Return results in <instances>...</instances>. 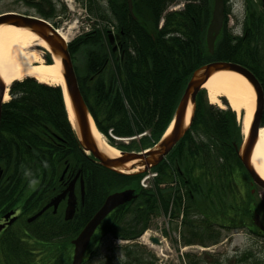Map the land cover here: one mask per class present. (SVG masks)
<instances>
[{"label": "trees", "instance_id": "trees-1", "mask_svg": "<svg viewBox=\"0 0 264 264\" xmlns=\"http://www.w3.org/2000/svg\"><path fill=\"white\" fill-rule=\"evenodd\" d=\"M103 1L104 5L101 2L98 7L95 1L90 3V12L99 23L69 44L73 60L80 50L85 52L84 73H78L74 64L75 70L89 111L103 134L110 128L119 136L147 131L150 135L142 138L147 141L144 148L154 145L171 124L191 75L209 62L232 61L247 67L264 91V53L257 54L255 44L232 34L226 23L214 54L208 51L206 33L213 0H133L136 19L129 12L127 0ZM180 2H185L184 8L169 10ZM258 8L248 0L249 16L257 15ZM42 17L56 16L42 13ZM113 32L122 44L117 52L111 44ZM46 59L52 62L50 55ZM9 92L12 98L3 104L0 119V215L17 207L26 209L28 215L36 211L42 202L36 198L38 191L44 188L47 192L55 186L65 170L81 171L86 201L83 215L71 222L44 215L9 227L0 235V264H51L49 251L66 249L105 198L126 188H135L137 198L110 213L91 245L103 243L106 237L137 239L148 228L160 202L172 218L177 220L183 214L181 225L189 235L184 237L186 244L209 235L212 225L206 218L197 221L195 217L202 214L198 202L216 203L225 190L233 191L234 173L242 167L236 150L242 140L241 127L230 106L216 108L201 90L189 129L154 168L160 174L156 188L146 190L139 184L142 173L108 169L86 154L69 120L61 87L26 77L14 80ZM131 147H138L137 143ZM180 162L184 164L182 172ZM174 178L181 179L180 186L159 187ZM31 185L35 188L28 191ZM208 240L218 242L220 238L214 232ZM34 246L42 250V261L35 262L34 255L26 252ZM133 258L142 261L139 256Z\"/></svg>", "mask_w": 264, "mask_h": 264}, {"label": "rangeland", "instance_id": "rangeland-1", "mask_svg": "<svg viewBox=\"0 0 264 264\" xmlns=\"http://www.w3.org/2000/svg\"><path fill=\"white\" fill-rule=\"evenodd\" d=\"M252 1L257 6L260 5L259 0L258 2L257 0ZM86 2L87 0H68L71 7L65 5V2L63 3L66 7V14L49 19L57 29L68 35L69 44L79 36L84 35V33L91 32L95 23H99L96 16L87 10ZM247 2L248 0H228L225 4L226 26L232 34L238 37H242L244 34L241 30V23H243L244 14L247 10ZM104 3L102 1L103 5ZM184 4L185 2H180L174 5V9L181 10L184 8ZM20 8L22 9L23 5L19 3V0H0V14ZM45 54L46 52L43 51V56ZM76 55L75 60H73L74 64L78 68V73L83 74L86 59L85 52L82 49ZM48 56L49 54L45 57ZM45 57L43 58L45 59ZM9 91L10 86L8 101L12 98ZM203 91L206 92L208 100H210L207 89L204 88ZM214 106L218 109L231 107L226 97H221L220 105L214 104ZM231 109L234 110L232 107ZM235 112L237 122L241 127L242 139L240 144L236 145L237 150L241 149L246 137L244 129L246 109ZM254 114L255 111L253 118ZM147 136L149 135L147 134ZM134 142H137L138 147H136V150L138 151L147 146L146 140L140 139ZM132 144L133 142L129 145L131 146ZM129 145L124 146V148H128ZM233 180L236 185V187L234 186L235 190H225L216 203L209 204V202L207 203L203 200L199 201L198 205L202 214H195L197 221L206 218L208 225H212L211 222H214V220L217 222L216 225H212L209 232L211 234L216 233V236L220 238L218 242L209 241L208 237H202L201 239L195 237L194 243L186 244L184 237L189 238L187 231H183L184 228L180 222L171 219L170 214L168 211H164L165 207L162 208L160 202L158 211L152 216L148 228L139 235L140 237L128 240L107 237L100 248L101 251L98 252L99 255L95 259L93 258L89 264H135L130 260L131 256H139L147 262L154 260L155 264L159 263L162 258L165 261L170 260L168 261L169 264H232L234 259H239L240 257H242V260L245 259L249 252L253 256L243 262V264H264V238L253 236L246 229H239V226L246 224L252 226L254 230L253 220H255V214H258L260 222L264 226V188L255 187L249 175L241 167L234 173ZM34 187L35 185L29 186L28 191ZM227 224L228 226L237 225L238 227L231 229L228 228ZM226 226L227 228H225ZM254 231L257 232V229ZM151 236L158 238L161 244L151 243L149 239ZM129 250H131V254ZM134 250L135 252H133ZM148 253H150L151 257L148 256ZM128 254L130 255L129 258Z\"/></svg>", "mask_w": 264, "mask_h": 264}, {"label": "water", "instance_id": "water-1", "mask_svg": "<svg viewBox=\"0 0 264 264\" xmlns=\"http://www.w3.org/2000/svg\"><path fill=\"white\" fill-rule=\"evenodd\" d=\"M127 3L131 16L136 19L133 11V0H127ZM224 22L225 0H213L212 17L206 35L207 47L210 54H214L215 52V43L223 29ZM2 24L15 25L31 30L36 35H38L39 38L47 43L49 52H51L53 58L54 56L60 58L66 90L75 116V121L72 122V125L76 132L78 140L83 150L87 153L92 154V156L102 166L108 169L115 170L117 172H142L160 164L163 159L173 150L176 144H178V142L182 139V137L190 127L195 111L197 95L200 90L204 88L205 83L211 78V76L218 71L226 70L241 74L248 80V82L253 86L255 90L256 111L249 127L248 134L245 137L244 143L241 149H237V152L241 162L243 163L253 182L264 188V179L260 176L252 163V155L258 141L261 116L264 109V93L258 78L251 70H249L245 66L227 61H213L195 70L191 75L176 107L174 115L175 122L171 132L169 134H165L161 138V140L148 151H121L119 156H111L98 146V143L93 136L91 115L78 84V79L72 61V56L69 51L68 42L61 36L58 30L50 24V22L37 16L8 12L0 15V25ZM7 91L8 85L0 76V118ZM190 104L193 105V110L190 121L187 124V111ZM129 163H131L129 169L133 171L124 170V168H128L127 165ZM78 175L70 183L69 188L63 194L65 195L67 192H69L66 219L72 218L75 213L77 201L75 198L73 187ZM63 195L56 197L44 208H42V210H40L37 214L32 216L29 220L32 221L39 217L51 205H54L56 207ZM136 197L137 193L134 188L116 191L106 197L100 209L93 215V217L87 222L82 231L79 233V235L73 240L74 256L72 264H82L84 254L87 250L92 236L94 235L101 222L107 217V215H109L119 206L132 201ZM12 214L13 212H9L8 214H6L5 218H10ZM14 220L15 218H12L8 224H11ZM255 223L259 227L264 229V226L261 224L258 215H255ZM4 227L5 224H0V231ZM152 241L154 243H159V240L155 237L152 238Z\"/></svg>", "mask_w": 264, "mask_h": 264}, {"label": "bare ground", "instance_id": "bare-ground-1", "mask_svg": "<svg viewBox=\"0 0 264 264\" xmlns=\"http://www.w3.org/2000/svg\"><path fill=\"white\" fill-rule=\"evenodd\" d=\"M58 31L68 41V35L61 30ZM41 49L48 50L47 43L31 30L10 24L0 25V76L7 85L14 80L33 77L42 83L62 86L70 118L74 122L75 116L66 90L61 60L54 56L52 63H47ZM204 88L207 89L212 104L220 105V98L226 97L235 111L240 112L246 109L244 129L247 134L255 111L256 98L255 90L248 80L234 71H218L205 83ZM8 99L7 92L4 101ZM192 110L193 105L190 104L187 111V124L190 121ZM91 125L98 146L111 156H119L120 150L104 139L93 119H91ZM172 128L173 123L166 134H169ZM252 163L264 179V126L259 131ZM127 166L128 168L124 170L133 171L129 169L131 163Z\"/></svg>", "mask_w": 264, "mask_h": 264}, {"label": "flooded vegetation", "instance_id": "flooded-vegetation-1", "mask_svg": "<svg viewBox=\"0 0 264 264\" xmlns=\"http://www.w3.org/2000/svg\"><path fill=\"white\" fill-rule=\"evenodd\" d=\"M64 1L65 0H19V3H21L23 5L22 9L21 8L17 9V10L14 9V10L6 11L3 13L13 12V13H19V14H26V15H35V16H39V17L42 16V13H46V14H51L52 16L60 17L61 15L66 14V7L63 4ZM73 1H76V0H73ZM93 1L96 2L95 7H98L99 4H101V2L103 0H93ZM93 1L87 0L85 5L87 6L88 11H91L90 3ZM257 2H258V0H257ZM259 3H260V5H258L259 8L256 9L257 15L252 14L251 16H249L250 15L249 12L246 11L244 14L243 23L241 24V30L244 33L243 39L247 40L250 44L251 43L255 44L257 54H259L260 51L262 53H264V0H259ZM65 5L70 7V5L68 3H66ZM3 13H1V14H3ZM248 16H249V18L250 17L251 18H250V20H248V24L246 25V20H247ZM111 44H112V48H113L114 52H117V51L122 49V44L119 42L118 38L111 40ZM77 175H78V171H76V170H73V171L65 170L62 172L61 176L58 179V183L55 186H52V187L46 189L47 192H45L44 188L42 190L38 191L39 193L36 194V198L42 199V202H40V203L41 204L43 203L42 205L39 204V207L46 206L52 200H54L56 197L63 195L64 192L69 188L70 183L74 180V178ZM83 180H84L83 175L80 171L78 177L76 178L75 185L73 187V191L75 194L77 204H76L75 213H74L72 218L66 219V211H67V207H68L69 192H67L65 195H63V197L61 198V200L59 201V203L57 204L56 207L54 205H51L49 207V209H47V211L44 215H48L49 218L57 219L60 222L64 221V223H65V221L71 222L76 217H79V216L81 217L83 215L82 211L84 210L85 201H86V189L84 190V193H83V185H82ZM255 187H258V186L255 185ZM37 209H36V211H34L33 213L31 212V214L28 215V213L26 212V209H24L23 207H17L15 209H12L14 211V213L12 214V216L10 218H8V220L5 219V215H6V213H8L9 211H12V210H9L8 212H5L2 215H0V223H6V227L0 232V235L4 231H6L9 227H11L13 225H15V226L20 225V224H17L19 222H24V221L29 222L28 219L32 215H34L40 208L38 210ZM44 215H42V216H44ZM42 216H40L37 219H41ZM13 217H15L16 219L11 224H7V223H9V221ZM228 222H231V221H228ZM216 223L217 222H215V220H214V222H211V224L213 226L216 225ZM227 226H228V224H227ZM227 226L225 228H227ZM237 227H238L237 225L228 226V228H231V229L237 228ZM239 227H240L239 229H246L248 232H250L255 237L261 236L264 238V229L255 225L254 220H253V227H254V230L257 229V232H255L252 229V226H248L246 224L239 226ZM74 238H72L70 241H68L69 243L67 244L66 249L62 250V249L57 248V249H51L49 251L52 254V257L49 259V262H51V264H72L73 255H74V246L72 244V241ZM104 240H103V243H100V244L95 242L93 245H91V242H90V244H89V246H88V248L84 254L82 264H89V262L92 261L93 258L95 259V257H97L99 255L98 252L101 251L100 248L104 244ZM90 245H91V247H90ZM26 252H28L31 255H34L33 260L35 262H39V260L42 261V259L45 257L42 255V250L36 248V246H34L30 250H26ZM1 253L2 252L0 251V254ZM252 255L253 254L251 252H249V255L245 256V259L242 260V257H240L239 259H234V263H232V264H243V262H245L246 260L251 258ZM148 256L151 257L150 253H148Z\"/></svg>", "mask_w": 264, "mask_h": 264}, {"label": "built area", "instance_id": "built-area-1", "mask_svg": "<svg viewBox=\"0 0 264 264\" xmlns=\"http://www.w3.org/2000/svg\"><path fill=\"white\" fill-rule=\"evenodd\" d=\"M110 135L113 136V137H115V136L113 135L112 132H110ZM155 176H157V173H155V172H151V173L147 174V175L143 178V180H142V185H143L144 187H148V186H149V181H150L152 178H154Z\"/></svg>", "mask_w": 264, "mask_h": 264}]
</instances>
